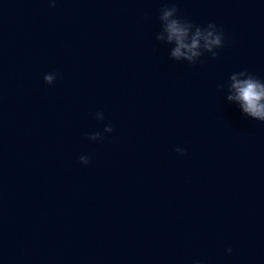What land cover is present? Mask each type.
<instances>
[{
    "label": "water",
    "instance_id": "95a60500",
    "mask_svg": "<svg viewBox=\"0 0 264 264\" xmlns=\"http://www.w3.org/2000/svg\"><path fill=\"white\" fill-rule=\"evenodd\" d=\"M51 2L0 0V264H264V122L228 100L264 0ZM173 5L215 58L171 56Z\"/></svg>",
    "mask_w": 264,
    "mask_h": 264
},
{
    "label": "clouds",
    "instance_id": "9594fccd",
    "mask_svg": "<svg viewBox=\"0 0 264 264\" xmlns=\"http://www.w3.org/2000/svg\"><path fill=\"white\" fill-rule=\"evenodd\" d=\"M55 7V0H52L51 5ZM178 9L173 5L171 7H164L161 10L160 21L163 22L164 31L167 33V40L175 42L176 47L172 50L171 56L177 60L184 58L192 64L196 63V58L203 55L198 49L201 48V40H203V49L210 52L212 57L215 58L218 53L213 51L214 48H221L224 46L223 32L218 29L213 23H209L207 27L201 28L194 25L187 19H182L177 16ZM195 29L194 34L189 37L191 29ZM163 37H157L162 39ZM190 38V43L186 40ZM240 76L248 75L246 72H240ZM56 74H46L44 81L47 84L54 83ZM231 89L234 95H229L228 100H236L240 103L242 112L247 116L264 122V83L260 79L249 75L247 79H238L237 75L231 76ZM96 118L103 119V113L97 112ZM105 132H112L111 125L104 128ZM90 140H97L101 138L99 132L93 133L88 137ZM176 151L181 155L184 154V149L177 148ZM80 162L84 165L89 164L90 157L81 156ZM229 253L232 251L230 248L227 250Z\"/></svg>",
    "mask_w": 264,
    "mask_h": 264
}]
</instances>
